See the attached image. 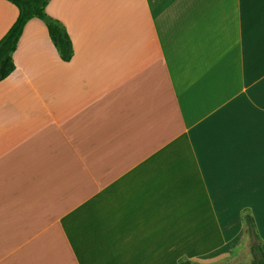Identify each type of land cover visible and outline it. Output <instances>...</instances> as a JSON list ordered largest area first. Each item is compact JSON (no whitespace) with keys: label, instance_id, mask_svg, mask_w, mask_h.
<instances>
[{"label":"crops","instance_id":"0c3cea01","mask_svg":"<svg viewBox=\"0 0 264 264\" xmlns=\"http://www.w3.org/2000/svg\"><path fill=\"white\" fill-rule=\"evenodd\" d=\"M46 11L73 56L30 19L0 81V264H239L243 211L264 252V0Z\"/></svg>","mask_w":264,"mask_h":264},{"label":"trees","instance_id":"16d2710c","mask_svg":"<svg viewBox=\"0 0 264 264\" xmlns=\"http://www.w3.org/2000/svg\"><path fill=\"white\" fill-rule=\"evenodd\" d=\"M18 9V16L7 32L0 39V81L5 79L14 70L13 53L22 35L26 23L33 18L41 20L47 28L49 38L55 47L60 59L64 62L71 60L73 46L64 24L49 15L46 6L50 0H7ZM242 222L246 232L252 239L250 247L253 260L250 264H264V252L261 240L256 231L252 216L242 213ZM178 264H203L186 259H180Z\"/></svg>","mask_w":264,"mask_h":264},{"label":"rangeland","instance_id":"374dc122","mask_svg":"<svg viewBox=\"0 0 264 264\" xmlns=\"http://www.w3.org/2000/svg\"><path fill=\"white\" fill-rule=\"evenodd\" d=\"M243 243H245V241L243 240L241 242V245H243ZM242 261L239 264H250L252 261V254H247L243 259H241ZM225 264H231V263H225Z\"/></svg>","mask_w":264,"mask_h":264}]
</instances>
